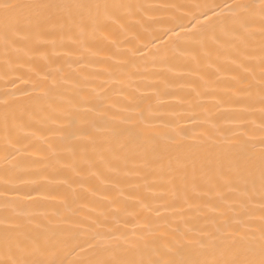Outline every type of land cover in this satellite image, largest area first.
Returning <instances> with one entry per match:
<instances>
[{"label": "snow or ice", "instance_id": "obj_1", "mask_svg": "<svg viewBox=\"0 0 264 264\" xmlns=\"http://www.w3.org/2000/svg\"><path fill=\"white\" fill-rule=\"evenodd\" d=\"M176 7L124 0H0V61L10 70L37 55L47 58L49 48L71 51L98 35L107 41L114 29L126 34L142 28L148 11ZM179 7L193 10L187 24L184 15L163 18L159 22L169 26L140 45L162 41L164 51L152 53V68L147 62L142 70L136 66L140 47L120 49L112 40L116 51L107 59L114 63L105 71L115 76L132 65L136 70L131 75L147 78L164 71L175 76L182 67L179 75L189 78L196 97L208 95L197 82L201 71L212 69L217 83L224 79L221 73H228L234 99L243 102L240 113L258 116L259 124L241 120L240 128H254L234 133L237 139L213 150L211 137L164 131L170 125L152 123V106L147 115L141 108L133 116L129 109L105 102L106 90L85 92L87 76L57 78L47 71L30 92L0 94L6 191L14 190L10 179L29 163L26 147H18V130L36 119L51 121L66 158L68 175L62 183L71 187L87 173L123 195L124 180L151 173L164 190L162 198L170 197L163 207L184 225L173 228V221L158 211L155 219L162 223L149 220L130 235L107 227L103 212L95 219L72 212H25L10 200L0 205V264H264V0ZM140 37L136 31L133 39ZM157 64L167 67L156 71ZM193 209L197 216L188 217ZM199 219L205 223L197 227L192 221ZM257 219L259 226L251 227Z\"/></svg>", "mask_w": 264, "mask_h": 264}, {"label": "bare ground", "instance_id": "obj_2", "mask_svg": "<svg viewBox=\"0 0 264 264\" xmlns=\"http://www.w3.org/2000/svg\"><path fill=\"white\" fill-rule=\"evenodd\" d=\"M124 2L153 6L167 4L177 7L168 11H148L144 13L145 21L142 28L126 34H121L118 29H114L107 41L98 35L89 37L87 43L71 51L67 47L55 50L49 48L47 58L37 55L27 62L21 61L10 70H6L0 61V94L9 91L19 96L22 92H30L38 76L44 75L47 71H53L57 78L87 76L85 92H91L92 89L100 92L104 89L108 98L105 102L114 103L117 108H127L129 114L133 116L141 108L146 110L147 115L148 107L152 106L154 113L152 123L170 125L169 128L163 129L164 131L183 129L189 135L199 137L203 134L211 137L210 143L216 145L213 150H218L219 146L237 139L238 136L234 133L254 128L252 124L248 125V129L240 128L241 120H255V124H259L258 116L249 117L240 113L239 109L243 102L238 103L234 99V89L228 86V73H221L224 79L217 83L212 69L201 71L202 79L197 82L201 84V90L204 88L208 90V95L196 97L188 86L189 78L179 75L185 70L182 67L176 69L175 76L164 71L159 76L150 74L147 78L139 74L131 75L136 70L132 65L120 69L115 76L105 71L109 64L114 63L107 59L116 51V47L110 41H117L120 49L140 47L139 52L136 53V66L142 70L147 62V67L152 68V53L157 48H161V52L164 51L161 47L162 41L148 44L147 47L140 45L147 43L152 35H159L169 26L167 23L159 22L161 19L172 15H184L187 17L184 23L187 24L193 10L179 7L180 5L223 3L224 0H124ZM144 29H147L146 33ZM136 31L140 32V39H133ZM125 40L128 42L125 43ZM119 59L121 57H115V60ZM166 67L167 65L157 64L156 71ZM151 84L155 87H150ZM66 91L71 94L70 88ZM54 129L55 124L51 121L36 119L32 121L31 126L18 130L21 139L18 147H26L24 156L29 163L10 179L9 187L14 190L6 191L4 188L5 154L0 151V205L11 200L20 204L18 209L20 211H41L49 214L59 212L62 215L72 212L80 218L91 216L93 219L103 212L108 215L107 227H119L130 235L133 232L138 234L149 220L162 223L155 219L158 211L173 221V228L178 224L181 228L184 226L163 207L170 197L162 198L164 190L156 182V176L151 173H142L141 178L131 177L124 180L120 185L123 195L110 184H103L95 177L88 176L87 173L82 180H78L71 187L62 183L68 175L64 167L66 158L60 150L59 141L53 134ZM255 135H259L258 128L255 129ZM2 145L3 135L0 134V146ZM32 153L35 155H31ZM145 182L154 183V186L144 187ZM81 183L83 187L80 186ZM135 184L141 187L139 189L130 187ZM130 194H132L131 198ZM105 196L108 200L103 199ZM113 200L116 202L112 203ZM115 209H120L119 214H110L114 213ZM186 215L196 217L197 212L193 209ZM256 215H259L258 211ZM192 222L197 227L205 223L203 219ZM250 226L258 227V219L253 220Z\"/></svg>", "mask_w": 264, "mask_h": 264}]
</instances>
